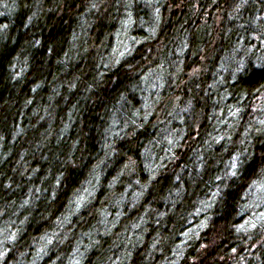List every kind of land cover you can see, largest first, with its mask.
Wrapping results in <instances>:
<instances>
[{
    "label": "trees",
    "instance_id": "1",
    "mask_svg": "<svg viewBox=\"0 0 264 264\" xmlns=\"http://www.w3.org/2000/svg\"><path fill=\"white\" fill-rule=\"evenodd\" d=\"M260 42L264 0H0V264H264Z\"/></svg>",
    "mask_w": 264,
    "mask_h": 264
},
{
    "label": "rangeland",
    "instance_id": "2",
    "mask_svg": "<svg viewBox=\"0 0 264 264\" xmlns=\"http://www.w3.org/2000/svg\"><path fill=\"white\" fill-rule=\"evenodd\" d=\"M261 27H262V25H263V23H258ZM202 29H204V27H202ZM201 29V30H202ZM205 31L204 30H202V33L201 32H198V35H196V39H195V41H197V42H202V41H206L207 40V38H208V36H207V34L205 33ZM229 35H230V32H224V34H223V38H221L220 37V39L222 40H225L227 37H229ZM261 44H263V45H261L260 46V48H261V50H257L256 48H255V46H252V47H249L248 49H247V51L245 50V53L247 54V55H253V57L255 56V58H261V56H263L264 55V52L262 51V48H264V42L262 43V42H260ZM236 49H237V51H240V49H239V45H238V42H236ZM158 72V71H157ZM181 74V71H180V65H177V67H176V69H170V68H168L167 66L166 67H164V69L163 70H161L156 76H157V84H158V86H156L154 83H152V84H150V85H148L147 84V82H146V92L148 93V95L150 96V94H152V92L153 91H151V92H149V90L150 89H152V87H155L156 88V90L154 91L155 93H157L158 92V90H159V88L160 87H162V86H164V82H165V80H164V78H167L169 81H171L172 82V85H176V83H178V80H177V78H178V76ZM195 75V73L194 72H191L190 74H189V79H191V78H193V76ZM161 100V98L159 97V95L158 94H155V98H153L152 100H150V98L147 96L146 97V99H145V104L146 105H151V104H153V103H157L158 101H160ZM172 106H175V105H172ZM189 108L191 109V111H193L194 110V106H189ZM163 120V119H162ZM252 226V224H249V227H251ZM191 231V230H190ZM190 231H188L187 232V234H189V232ZM185 236H188V235H185Z\"/></svg>",
    "mask_w": 264,
    "mask_h": 264
}]
</instances>
